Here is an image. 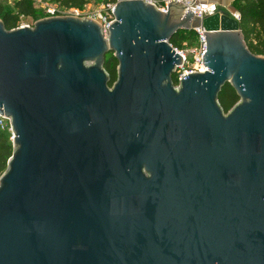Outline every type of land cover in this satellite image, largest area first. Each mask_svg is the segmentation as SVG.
<instances>
[{
    "label": "water",
    "instance_id": "obj_1",
    "mask_svg": "<svg viewBox=\"0 0 264 264\" xmlns=\"http://www.w3.org/2000/svg\"><path fill=\"white\" fill-rule=\"evenodd\" d=\"M168 6L120 0L107 38L85 17L0 20V264H264V56L235 19ZM200 27L208 71L176 86L169 42Z\"/></svg>",
    "mask_w": 264,
    "mask_h": 264
},
{
    "label": "trees",
    "instance_id": "obj_2",
    "mask_svg": "<svg viewBox=\"0 0 264 264\" xmlns=\"http://www.w3.org/2000/svg\"><path fill=\"white\" fill-rule=\"evenodd\" d=\"M65 7L84 8L92 0H53ZM233 8L240 15V29L245 37L249 50L259 56H264V0H234ZM39 16L42 18L40 11L35 9L31 0H16L12 9H7L0 2V20L3 21L7 30H14L20 27V19ZM190 45L197 41L195 31L187 32ZM179 37V36H178ZM171 44H177V38L170 40ZM174 46V45H173ZM118 62L109 54L106 57L105 69L111 77L110 87L117 81ZM173 82L177 85L178 80L173 76ZM240 98L236 91L227 84L219 95V102L227 114L238 102ZM13 154V143L10 141L9 134L0 131V177L8 167V161Z\"/></svg>",
    "mask_w": 264,
    "mask_h": 264
},
{
    "label": "built area",
    "instance_id": "obj_3",
    "mask_svg": "<svg viewBox=\"0 0 264 264\" xmlns=\"http://www.w3.org/2000/svg\"><path fill=\"white\" fill-rule=\"evenodd\" d=\"M35 3V9L41 12L42 18H54V17H85L97 21L103 28L105 37L108 36V30L112 23L115 21V10L116 5L120 0H92L84 8H71L65 7L58 3H48L43 0H33ZM144 3L152 4L160 11L167 13L169 6L168 3L172 1L180 2L186 8L185 13L188 11L192 12L195 17L204 20L208 17H212L219 13V6L213 0H142ZM88 7V9L86 8ZM85 8L87 10H85ZM234 19L240 21V15L238 13L234 14ZM27 25L23 24L20 27H25ZM31 26V25H28ZM33 26V25H32ZM197 33V41L190 45L189 41L185 44L187 49H181L174 47L173 44L169 42L171 47L182 57L183 63L178 66L177 72L175 74L178 83L185 77L193 73H205L207 68L203 63V57L207 51L206 38L204 36L205 29L200 27L194 30ZM191 58V61H190ZM0 131L6 132L10 136V141H14V133L12 130L10 120L4 116L0 115Z\"/></svg>",
    "mask_w": 264,
    "mask_h": 264
},
{
    "label": "rangeland",
    "instance_id": "obj_4",
    "mask_svg": "<svg viewBox=\"0 0 264 264\" xmlns=\"http://www.w3.org/2000/svg\"><path fill=\"white\" fill-rule=\"evenodd\" d=\"M31 1L33 2V5H34V7H35V3H34V1H33V0H31ZM43 1L46 2V3H48V2L50 1V3L55 4L53 0H43ZM0 2H2L3 5H4L7 9H12V8L14 7V3L16 2V0H0ZM86 8L88 9V7H86ZM86 8H85V10H87ZM218 14H220L221 16L226 15V16H229V17H231L232 19H234L235 11H234L233 14H232V13H230L229 10H227L226 8L221 7V8L219 9V13H218ZM38 20H40V17H39V16H36V17H30V18H24V17H22V18L20 19V25L25 24V25H31V26H32V25H34ZM178 36H179V37H178ZM175 38H177L178 43H177V44H173L174 47L178 48L179 50H181V49H187V46H186V44H185L186 41H181V40H189V39H188V35H187V31H181V32H179L178 35L175 36ZM190 61H191V58H190ZM174 76H175V75H174ZM175 77H176V76H175ZM175 85H176V84H175ZM178 85H179V83H178L176 86H178ZM6 135H8V133H6Z\"/></svg>",
    "mask_w": 264,
    "mask_h": 264
},
{
    "label": "crops",
    "instance_id": "obj_5",
    "mask_svg": "<svg viewBox=\"0 0 264 264\" xmlns=\"http://www.w3.org/2000/svg\"><path fill=\"white\" fill-rule=\"evenodd\" d=\"M213 1L218 4L219 9L221 7H223V8H226L227 10H229V12L232 14L234 11H235V13H237V11L232 6V3L234 0H213Z\"/></svg>",
    "mask_w": 264,
    "mask_h": 264
}]
</instances>
